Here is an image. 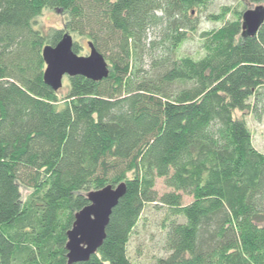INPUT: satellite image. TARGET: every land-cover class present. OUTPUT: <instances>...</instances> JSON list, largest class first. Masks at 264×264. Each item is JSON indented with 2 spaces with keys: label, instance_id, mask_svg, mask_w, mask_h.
<instances>
[{
  "label": "trees",
  "instance_id": "obj_1",
  "mask_svg": "<svg viewBox=\"0 0 264 264\" xmlns=\"http://www.w3.org/2000/svg\"><path fill=\"white\" fill-rule=\"evenodd\" d=\"M210 1L0 0V264H68L87 193L122 182L105 242L74 264H134L131 234L158 202L169 225L156 264H264V153L237 115L264 109V22L246 37L243 12L227 20L224 7L203 54L181 55ZM45 8L68 13L65 30L36 27ZM67 32L95 44L108 78L46 84L43 48ZM158 177L173 191L160 196Z\"/></svg>",
  "mask_w": 264,
  "mask_h": 264
},
{
  "label": "water",
  "instance_id": "obj_2",
  "mask_svg": "<svg viewBox=\"0 0 264 264\" xmlns=\"http://www.w3.org/2000/svg\"><path fill=\"white\" fill-rule=\"evenodd\" d=\"M263 22L264 4L246 10L243 12L242 34L246 37L255 36ZM74 44L73 35L67 32L58 44L54 46L48 44L43 48L42 55L46 66L43 77L54 91L63 88L66 76L82 75L99 82L110 75V64L93 42L88 43L87 56L75 53ZM126 189L127 183L122 182L114 187L107 185L87 193L90 203L75 214L73 229L68 232L69 241L66 245L68 264L89 261L100 249L106 240V229L111 214L120 199L125 196Z\"/></svg>",
  "mask_w": 264,
  "mask_h": 264
},
{
  "label": "rangeland",
  "instance_id": "obj_3",
  "mask_svg": "<svg viewBox=\"0 0 264 264\" xmlns=\"http://www.w3.org/2000/svg\"><path fill=\"white\" fill-rule=\"evenodd\" d=\"M259 4L264 3H254L250 0H211L207 9L204 12H198L200 17L199 29L197 32L189 34L188 39L184 42L180 48L181 55H189L191 57H198L203 54L201 48V37L200 33L206 30H213L217 27L222 26L223 21L213 20L210 15L217 14L222 11L225 7H229L231 12L228 13L227 20H233L235 18V12L242 11L245 12L248 9H254ZM43 13L39 16L35 23L36 27L48 31L53 28H59L65 30L66 23L68 19V13L65 11L48 9L45 8ZM158 30H152L149 35V39H154L158 34ZM74 41L77 40L81 42L83 50L80 53L82 56H87L89 53L88 42L85 39L79 38L77 34H73ZM158 40V39H157ZM143 63L146 68L150 64L148 56L145 57ZM69 77L66 76L63 82L62 93L67 92V83ZM260 114L257 115L251 111L246 110L245 112H237L239 117H243L248 123L250 133H252V143L255 147L262 153H264V109L263 101L257 106ZM155 190L159 195L169 193L173 191L170 187L165 184L164 178H157V183ZM24 195L27 191L24 190ZM192 196H183L184 204L191 203ZM143 216L138 222V226L134 229L131 234V238L128 242V254L134 264H156L157 260L161 257H166L168 255L167 248L165 245L167 236V225L169 212L166 206L162 203L148 204ZM178 221H183L184 219L178 218Z\"/></svg>",
  "mask_w": 264,
  "mask_h": 264
}]
</instances>
